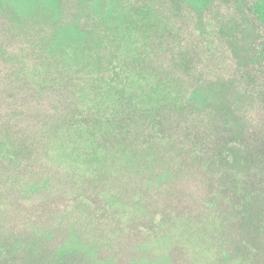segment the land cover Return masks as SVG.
Masks as SVG:
<instances>
[{
  "label": "trees",
  "instance_id": "16d2710c",
  "mask_svg": "<svg viewBox=\"0 0 264 264\" xmlns=\"http://www.w3.org/2000/svg\"><path fill=\"white\" fill-rule=\"evenodd\" d=\"M216 2L77 0L69 19L64 0H0L8 29L37 28L35 61L6 53L8 78L50 111L31 137L0 112V264H109L101 254L115 242L129 243L132 264H179V253L187 264H264V0L204 23ZM169 3L196 21L181 25ZM237 9L255 33L232 20ZM245 103L260 111L256 125ZM168 149L207 181L199 216L175 187L164 209L149 196L177 178L152 168ZM52 178L71 181L57 211L36 201ZM73 205L89 212L87 242L71 226L16 225L28 208L49 226Z\"/></svg>",
  "mask_w": 264,
  "mask_h": 264
},
{
  "label": "rangeland",
  "instance_id": "374dc122",
  "mask_svg": "<svg viewBox=\"0 0 264 264\" xmlns=\"http://www.w3.org/2000/svg\"><path fill=\"white\" fill-rule=\"evenodd\" d=\"M219 1L220 2L214 3V8L211 10V13L206 16L207 18H204V23H206L205 21L209 20L215 22L219 18H221L222 20H226V18L229 17L228 13L226 14V12L230 11L228 8L231 7V9H234V6L238 4H235V2L239 1L241 2V4H243L242 1L245 0ZM76 2L77 0H64V5L67 8V11L65 13L66 18L70 19L68 14L72 9L75 8L74 5ZM169 5L171 6V8L173 7L171 3H169ZM173 10L178 12L174 15L179 19L181 25L184 24V20H182L184 17L189 18L190 20H192L193 23L196 21V19L193 18L190 14H187L182 10ZM237 10L238 15L230 16L234 17L232 20L236 21V23L241 26L244 34H251L253 32L255 33L252 27L253 19L250 13L248 12V9ZM6 24L7 18L0 14V48L1 46H3L6 49V52H2L1 54L3 56L4 61L0 58V112L7 114L10 118L18 120L20 122L21 127H32L31 129L25 130L21 133L22 137H31L34 135V131L38 129L39 119L44 116V114L40 115V111H50L48 108H46V101H44V99H39L33 92L28 90L19 77H16L15 75L8 78L9 64L7 62V56L5 54L14 53L20 56L22 60L27 61L29 64L34 62L35 55L32 51L31 46H33L36 42L37 34H35V31L37 28L26 27V29L21 32L19 30L14 31L10 28L8 29ZM237 34H239L240 36L243 35L241 31H238ZM217 60H220L222 62L224 61L222 54L218 55ZM7 83L9 85L11 83V85L8 86ZM17 83L19 85H17ZM12 88H14V90ZM2 89H4V91H2ZM240 111L243 115L248 117L249 121L252 122V126L256 125L260 120V111H257L256 108L250 109V107L246 103L244 106L241 107ZM185 159L186 155L179 150L168 149L167 151L163 152L157 162H154L152 164L154 173H156V171L167 172L170 170L172 172V175L174 177L176 176L177 178L174 183H164L162 185V188L158 192L150 191L149 196H152L156 199V207L158 209H164L165 204L171 205L170 201H166V192L170 191L173 193L172 187H175V192L178 194L180 193L185 197V201H187V203L190 205L194 215L199 216L200 214H202V212L205 211L204 201L206 200V196L209 194L210 190L207 187V181L202 175L199 174L200 171L197 169L196 165H191L195 168V171L190 170L185 165L181 166L180 163L185 161ZM33 163L34 166H39L36 162ZM174 164L175 166L181 168L180 171H182V173L174 167ZM52 179L55 185L54 188H52L51 193L38 194V199L36 201L43 202V199L48 200L50 202L49 205L43 202L41 206L45 208L49 207L57 211L54 199L56 197H62L63 188H65L66 190H71V181L69 179H65L64 181L59 182L55 178ZM134 181H136V179H134L133 182ZM134 186L138 189L139 183H135ZM132 196L133 194L130 191L129 197L132 198ZM63 205H65V203H59L58 207L60 208ZM59 210V212L51 214V216L47 219L51 225L46 226L39 219L30 220L29 218H26L30 216L32 212V210L28 208L19 217V222L16 225L19 229H21L23 226H28V224H32L40 229L47 228L48 230H54L57 227L71 226L77 229V236L80 237L83 242H87L89 238H91L90 234L88 233L90 231H87V233H83L84 229L82 231H79V224H84L87 222L85 219L88 216L89 212L84 209H81L80 206L76 205L69 206L67 208H62ZM3 222H8L9 224H11V222L7 220H4ZM90 233L95 235L92 232ZM97 234L98 233L96 232V236ZM115 246L116 248H110L108 246L105 247L102 251L101 257L108 258L110 260L109 264H128V262L129 264H132V259L130 257L131 255L129 256L128 251L129 243L124 244L123 242H121L117 245L115 242ZM182 257L183 255L181 253H179V256L176 257L179 258V264H187L185 259ZM171 261L172 264H176L174 261V255Z\"/></svg>",
  "mask_w": 264,
  "mask_h": 264
}]
</instances>
